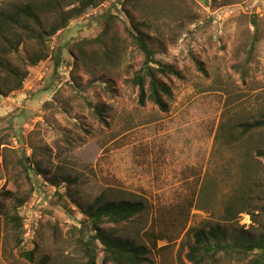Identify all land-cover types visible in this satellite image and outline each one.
<instances>
[{"label":"rangeland","instance_id":"rangeland-1","mask_svg":"<svg viewBox=\"0 0 264 264\" xmlns=\"http://www.w3.org/2000/svg\"><path fill=\"white\" fill-rule=\"evenodd\" d=\"M30 1L0 0V9ZM57 1L71 10L83 0ZM127 11L154 60L180 73L161 77L171 88L166 112L139 103L133 79L146 59ZM48 45L51 57L29 68L22 89L0 97V264H87L95 232L75 201L103 194L144 203L116 231L150 251L148 264H191L201 229L260 232L259 211L240 213V201L264 198V131L230 130L264 118V0H99ZM35 217V243L25 245ZM149 231L167 239L154 247ZM216 258L206 264L256 255Z\"/></svg>","mask_w":264,"mask_h":264},{"label":"trees","instance_id":"trees-1","mask_svg":"<svg viewBox=\"0 0 264 264\" xmlns=\"http://www.w3.org/2000/svg\"><path fill=\"white\" fill-rule=\"evenodd\" d=\"M97 1L99 0H83L80 6L71 10H65L57 0H32L2 7L0 9V97L7 98L13 92L21 90L29 75V68L36 67L41 61L51 57L48 39L66 28L72 19L83 15ZM127 13L137 32L128 29V33L139 45L146 59L144 66L133 79V84L140 90L139 103L144 106L151 101L161 111L166 112L168 111L166 98L171 96V88L161 77L179 78L180 73L172 65L157 63L154 60L153 51L145 41L133 14L130 11ZM51 14H55L54 20L48 23L52 19L49 17ZM21 48L26 50V58L20 55ZM238 130H241L242 135L263 132L264 118L242 122L230 131L233 135ZM8 150L6 148L3 150L5 161ZM257 154L264 157V149L258 150ZM19 164L28 174V169L22 160ZM64 181L68 182L67 179ZM51 183L55 185L57 181L51 180ZM6 194L13 196L9 192ZM23 202L21 201V204ZM240 202L243 205L240 213L247 212L248 207L253 206L259 211V214L254 216L256 219L260 218L257 220L261 227L260 232L254 234L242 230L230 235L233 231L221 227L198 230L193 234V244L188 247L186 254L188 262L206 264L211 259L217 260L216 257L220 254L225 256L255 254L256 258L252 259L250 264H264V198L259 195L257 197L247 195L243 196ZM75 203L87 217L83 226L95 232L90 237V242L87 240V243L92 245V248L87 246V264H97L98 253L94 247L96 241L104 247L106 254L104 264L151 263L148 257L150 251L144 245H139L134 239L116 231V227H121L144 213L143 202L113 200L103 194L90 205L77 201ZM3 211L4 206L0 204V215ZM109 225L113 227L110 228ZM146 237L153 240L154 247H157L159 241L167 239L152 231L147 232ZM23 256L29 261L34 260V252L24 253Z\"/></svg>","mask_w":264,"mask_h":264},{"label":"built area","instance_id":"built-area-1","mask_svg":"<svg viewBox=\"0 0 264 264\" xmlns=\"http://www.w3.org/2000/svg\"><path fill=\"white\" fill-rule=\"evenodd\" d=\"M213 0H207L206 4L212 5ZM38 220L37 217H35L33 220H31L30 225L25 228L24 233V244L34 245L35 243V235L36 231L38 229ZM28 240V241H27Z\"/></svg>","mask_w":264,"mask_h":264}]
</instances>
